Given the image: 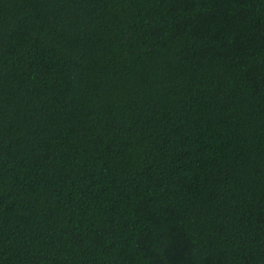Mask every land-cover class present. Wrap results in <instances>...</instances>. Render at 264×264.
Masks as SVG:
<instances>
[{"label":"trees","instance_id":"1","mask_svg":"<svg viewBox=\"0 0 264 264\" xmlns=\"http://www.w3.org/2000/svg\"><path fill=\"white\" fill-rule=\"evenodd\" d=\"M0 264H264V0H0Z\"/></svg>","mask_w":264,"mask_h":264}]
</instances>
